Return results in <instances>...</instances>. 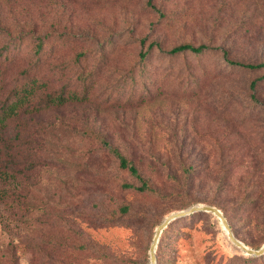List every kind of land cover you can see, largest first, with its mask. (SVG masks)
I'll use <instances>...</instances> for the list:
<instances>
[{"label": "rangeland", "instance_id": "rangeland-1", "mask_svg": "<svg viewBox=\"0 0 264 264\" xmlns=\"http://www.w3.org/2000/svg\"><path fill=\"white\" fill-rule=\"evenodd\" d=\"M181 42L209 48L167 52ZM229 59L264 61V0H0V101L27 73L44 81L33 103L83 97L21 112L4 133L25 187L0 202V264H150L158 223L193 204L261 245L264 68ZM155 263L264 264V253L196 211L162 229Z\"/></svg>", "mask_w": 264, "mask_h": 264}, {"label": "trees", "instance_id": "trees-1", "mask_svg": "<svg viewBox=\"0 0 264 264\" xmlns=\"http://www.w3.org/2000/svg\"><path fill=\"white\" fill-rule=\"evenodd\" d=\"M155 42H150L148 44V48L140 51V56L145 57L149 51V48ZM43 44V39L38 37L37 42L35 43L36 48L35 51L38 52ZM207 48H209L204 43L193 44L191 42H181L169 48L167 50L168 53H178L182 51H192L195 53L204 52ZM228 53L227 50L224 51L226 55ZM229 62L235 63L236 65L242 66L248 69H255V68H264V61L259 62H242L240 60H233L229 59ZM264 77V73L262 75ZM256 80H253L252 86H254ZM44 85V81L39 79L36 75L27 73L23 80H21L15 87H13L10 91L7 92L6 96L0 101V143L4 142V133L13 118H16L20 115L21 112L24 111H38L42 108H46L49 105H60L65 103L68 100H79L82 97L80 93L77 91H52L49 93H44L41 95L38 100L34 103L32 102L33 97L37 94V92L41 89V86ZM98 139L101 145L106 148L111 154H113L117 159L120 167L127 168L128 171L134 175L138 180H140L141 184L137 186L139 190H145L149 188L148 179L144 178L140 172L138 167L132 161V159L128 158L124 155L120 149L111 143H109L104 136H98ZM5 139V149H9L12 145L6 144ZM10 143V142H9ZM7 154V153H5ZM3 152L0 151V202L6 203L7 198L10 197L11 194H14V191L17 188H24L25 185H22L20 181L17 179V171L12 165L13 155L8 153L6 157H2L5 155ZM33 166V165H30ZM29 167L32 168V167ZM18 197V198H17ZM16 203H21L22 206L28 207V209L38 207L39 205L35 204L34 202H21L19 200V196L16 197ZM127 207H122V210H126ZM203 211V210H198ZM196 212V211H194ZM224 215V214H223ZM184 216V215H183ZM182 217V216H180ZM179 218V217H177ZM176 219V218H174ZM172 219V220H174ZM170 220V221H172ZM169 221V222H170ZM168 222V223H169ZM159 224V223H158ZM167 226V225H166ZM165 226V227H166ZM231 227V226H230ZM161 234V233H160ZM160 236V235H159ZM262 245V244H261ZM261 245L257 246L256 248L260 247ZM264 253V252H263ZM261 253V254H263ZM259 254V255H261ZM252 255V254H250ZM258 256V255H256Z\"/></svg>", "mask_w": 264, "mask_h": 264}, {"label": "water", "instance_id": "water-1", "mask_svg": "<svg viewBox=\"0 0 264 264\" xmlns=\"http://www.w3.org/2000/svg\"><path fill=\"white\" fill-rule=\"evenodd\" d=\"M203 210V211H211L213 212L222 222L227 235L229 239L237 245L240 249H242L247 254L252 255H259L264 252V242L262 245L258 248H253L247 244H245L243 241L238 239L232 232L231 227L226 219V217L223 215L222 211L211 204H193L187 208L176 210L174 212L169 213L167 216L164 217V219L156 226L155 232L153 235L152 242L149 247V255H150V264H156L155 263V246L158 241L159 235L162 231V229L168 224V222L174 218L192 213L194 211Z\"/></svg>", "mask_w": 264, "mask_h": 264}]
</instances>
